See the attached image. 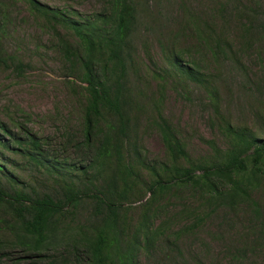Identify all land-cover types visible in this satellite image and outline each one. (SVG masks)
I'll list each match as a JSON object with an SVG mask.
<instances>
[{
	"label": "trees",
	"instance_id": "obj_1",
	"mask_svg": "<svg viewBox=\"0 0 264 264\" xmlns=\"http://www.w3.org/2000/svg\"><path fill=\"white\" fill-rule=\"evenodd\" d=\"M23 1L29 12L54 33V46L63 53L72 87L79 83L82 130L73 144L67 136L76 158L61 160L46 149L48 140L36 137L22 123L12 126L0 119V264L8 260L21 264L22 259L23 264H141V256H149L160 241L167 245L166 261L188 264L177 239L214 211L226 215L241 207L251 216L249 224L259 228V237L250 231L242 232L239 246L229 248L228 253L236 264L249 263L250 252L264 254V204L253 195L264 187V128L259 133L222 114L220 72L205 69L199 56L176 47L179 35L192 30L199 46L210 51L215 60L221 54L226 58L240 52L246 55L250 50L263 57L264 13L259 2L239 0L242 4L237 5V0H220L218 7L211 10L213 20L209 19H219L221 25L217 26L189 9L188 0H180L176 18H183L180 25H185L172 31L160 23V16L168 21L162 13L169 11L163 0H101L102 8L90 14L41 0ZM6 5L5 0H0L1 14ZM231 17L238 23L237 51L224 33L223 24ZM142 27L164 30L157 38L165 57L161 77L171 75L178 81L185 78L208 96L221 142L207 139V154L193 158L176 127L157 108L153 122L166 155L163 159L144 155L134 130L142 107L133 105L130 70L137 33ZM5 32L1 24L0 61L11 60L22 69L20 60L5 53ZM234 66L245 74L241 59ZM246 76L250 72L243 77ZM262 82L255 86L256 90L263 89L259 93L264 95ZM8 153L54 180L51 190H29L18 185L16 170L3 162L15 167L23 165ZM183 187L198 193L201 201L195 209L184 206L179 210L188 215V222L172 232L174 238L166 233V220L157 223L158 207L155 209L153 204L171 189ZM145 192H150L151 197L142 203V208L139 206L138 217L130 219L134 203L139 197L144 201L141 194ZM16 252L23 258L15 256ZM192 262L206 264L195 255Z\"/></svg>",
	"mask_w": 264,
	"mask_h": 264
},
{
	"label": "rangeland",
	"instance_id": "obj_2",
	"mask_svg": "<svg viewBox=\"0 0 264 264\" xmlns=\"http://www.w3.org/2000/svg\"><path fill=\"white\" fill-rule=\"evenodd\" d=\"M41 1L52 6L76 9L84 14L102 8L101 0ZM188 1L189 9L202 18L213 20L211 10L218 7L220 0ZM253 1L259 2L261 12L264 13V0ZM5 2L7 4L5 10L0 13V25L2 24L6 30L4 50L6 54L20 60L23 68L18 69L11 60L0 61V119L12 126H15V122L22 123L36 137L48 140L45 147L50 155L54 154L60 156L61 160L68 158L72 161L76 158V152L67 141V136L71 138L72 144L81 136L82 100L78 93L79 83L72 87L73 83L68 80V66L63 53L55 48V35L48 26L46 27L44 21L33 16L23 0H5ZM179 2L180 0L162 2L163 5L167 4L169 11H162L168 21L160 16V23H165L166 28L168 26L172 31H177L185 25H180L183 18H176L180 13L177 5ZM241 4L242 2L237 0V5ZM0 7L2 9L3 6ZM210 20V23L221 25L219 19L216 22ZM223 26H225L224 33L234 42V49L239 50L237 21L234 17L228 18L226 25ZM162 30L163 28L157 29L156 32L142 27L137 33L130 65L131 90L133 105L142 108L138 111L136 122L138 127L134 129L135 134L146 157L150 159L165 157L163 141L153 122L157 117L155 109L160 108L163 115L176 127L191 156L198 158L207 154L210 149L206 143L207 139L215 138L221 142L220 130L214 121L215 114L209 98L200 86L185 78L178 81L171 75L166 78L161 77L165 57L157 38L164 31ZM176 47L186 54L191 51L199 56L198 61L205 69L220 72L223 77L219 106L222 114L230 117L235 124L248 125L259 133L263 131L264 95L259 93L263 89L256 90L255 83L263 80L264 88V56L258 57L254 50H250L246 55L243 52L238 53V55L243 54V58L235 54L225 58L221 54L215 60L210 51L199 46L196 32L192 30H186L179 35ZM238 59L242 60L244 73L250 72V76L244 78L245 74L235 68ZM136 109L133 113L137 112ZM8 155L23 165V167H15L9 162H3L7 168L16 170L20 180L18 185L25 186L29 190L36 187L42 191L51 190L54 180L47 179L42 170L26 167L18 156L11 153ZM75 174L76 171L73 172V175ZM142 175L147 176L146 172H142ZM253 195L264 204V187ZM141 196L145 197L144 201L139 197L130 211L129 217L132 220L138 217L142 203L146 202L151 194L145 192ZM200 201V195L190 188L171 189L153 204L155 209L158 207L157 223L166 220V233L175 238L172 232L179 230L188 222V215L179 213V210L184 206L195 209ZM250 218L249 212L243 207L226 215L222 211H214L203 223H199L193 230L183 233L181 238L177 239L183 258L188 264L193 263V255L199 259L203 258L206 264H236L231 259L228 249L239 246L241 233L250 231L248 233L252 232L255 238L259 237V228L255 224H249ZM249 239L254 240L253 237ZM55 247L57 245L52 246ZM166 249V243L160 241L149 256L146 254L141 256V264H170L164 259ZM16 253L18 255L15 256L23 258V255ZM257 255L258 253L250 252L251 259L247 264H264V254ZM22 260L21 264L25 263ZM6 263L17 264L13 260L3 261L1 264Z\"/></svg>",
	"mask_w": 264,
	"mask_h": 264
}]
</instances>
